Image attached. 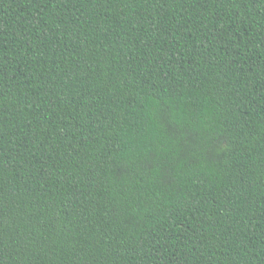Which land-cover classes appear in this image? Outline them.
Wrapping results in <instances>:
<instances>
[{
  "label": "trees",
  "instance_id": "16d2710c",
  "mask_svg": "<svg viewBox=\"0 0 264 264\" xmlns=\"http://www.w3.org/2000/svg\"><path fill=\"white\" fill-rule=\"evenodd\" d=\"M0 264H264V0H0Z\"/></svg>",
  "mask_w": 264,
  "mask_h": 264
}]
</instances>
